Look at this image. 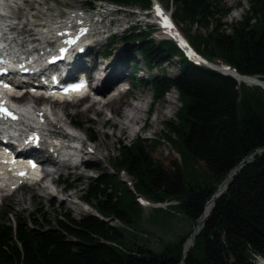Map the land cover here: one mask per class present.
Returning a JSON list of instances; mask_svg holds the SVG:
<instances>
[{
	"label": "trees",
	"instance_id": "obj_1",
	"mask_svg": "<svg viewBox=\"0 0 264 264\" xmlns=\"http://www.w3.org/2000/svg\"><path fill=\"white\" fill-rule=\"evenodd\" d=\"M107 1L148 11L151 0ZM172 16L192 45L209 59L218 58L240 74L264 80V0H246L242 18L220 20L227 11L217 0H166ZM93 6V5H92ZM146 9V10H145ZM197 25L205 34L191 33ZM149 30L134 27L119 38L131 44L152 69L178 54L174 74L153 73V97L173 88L181 102L163 134L152 143L137 136L118 145L114 174L99 172L82 191L94 212L73 217L62 212L54 221L37 213L25 217L0 214V264H180L185 242L217 188L241 160L264 148V89L188 60L175 43L156 42ZM102 57L112 53L104 49ZM112 55V54H111ZM133 56L131 75L137 74ZM108 60V59H107ZM133 61V63H132ZM93 129L87 136L95 139ZM179 154L169 164L152 156L161 139ZM203 168L198 169V164ZM125 172L132 187L119 178ZM153 203L147 216L137 196ZM174 200L176 203H174ZM172 202V203H171ZM39 211V209H37ZM40 212V211H39ZM168 231H164L165 227ZM253 253L259 255L254 259ZM264 261V152L255 154L232 177L187 250L184 264H262Z\"/></svg>",
	"mask_w": 264,
	"mask_h": 264
},
{
	"label": "rangeland",
	"instance_id": "obj_2",
	"mask_svg": "<svg viewBox=\"0 0 264 264\" xmlns=\"http://www.w3.org/2000/svg\"><path fill=\"white\" fill-rule=\"evenodd\" d=\"M41 2L42 6H36L34 3L29 4H20L21 9L14 6L15 8H12V15L14 17H21L20 24L18 28H16L17 33L19 34V37L21 39L26 40L29 38L37 39L39 38L38 31L35 30L31 24L34 23H42L44 19H47L48 17L56 18L60 16V19H62L63 15L66 14L69 10H80L81 8H84L87 6V0H38ZM166 0H158V2L165 7V9L168 12H172L174 5L168 2V4H165ZM218 3L221 6L227 7V11L222 16L220 22L224 23L223 27L226 29V32H231V28L229 27V24L239 21L242 18V15L247 8V2L246 0H217ZM26 6V7H25ZM239 6V7H238ZM25 7V9L23 8ZM80 8V9H79ZM36 9L35 11L30 10ZM110 10L116 9L115 12L109 13V16L107 17V22H105V25L109 26L108 19L111 20L112 26L110 29V32L114 31L116 32L114 36H112L109 39H106L102 44L95 47L94 43L92 45H89L88 48L83 50L82 54H78L74 60L76 59H87L89 56L93 57L92 63H89V65H92L93 63L96 65L98 62L101 64L100 68H104L113 61L114 58H117L116 65L117 67L120 65L122 69L123 79L128 80L131 89L127 94H123L122 97H120L119 100H116L113 104V106H118L119 109H123L126 107V105L129 104H136L142 106V110L139 111L137 114L140 115L141 119L137 122L132 124L131 128L132 131L129 137L124 136H118V133L115 131V135H111V128L109 127V123L104 124L103 126H98L96 124H93L91 122L85 121L81 115H75L73 118L75 121V125L78 127V132L81 137L86 136L84 132L81 131V128H90L93 129V134L96 136L95 140L93 142L88 143V146H94L98 144H102L105 148H101V151L103 155L106 157L103 158L101 161H90L87 163H83L80 165V170L82 172V175L84 176L81 180H74L73 177H66V173L68 170H72L73 168L68 169H62L61 171H54L52 168H50V173H52L53 181H51L50 178H47L46 182L48 186V190L50 193L45 192L44 197H41L39 195V191L36 190V185L34 186H22L16 189L12 192L14 189H9L8 192L6 191H0V214L4 211L10 212L9 217L10 220L13 221L15 216L17 217H25L27 218L26 221L29 225H33L30 221V214L32 212L37 213V219L40 222V219L46 218V220L54 221V219L61 214L62 212H68L73 217H79L82 213H89L94 212L93 209H91L90 206H86L82 200H81V194L82 191L86 188L88 182L92 177H96V175L103 171L109 174H114L113 166L115 163V159L118 157V145L119 143L129 144L131 143L137 136H141L146 140L148 144L152 143V139H157L159 135L163 134V130L165 128V122L170 121L174 118V114L177 111L178 107L180 106L181 102L178 98V93L175 89L171 88L168 91L164 93L163 96L160 98H154L153 97V88L152 84L149 82V78H151L153 73H167V74H174L179 70L178 59L174 58L172 55L169 59V61H164L161 66H155L152 69H149L143 62L142 56L138 53L137 50H135L131 44L126 45L120 41V36L124 33L129 32L131 28H135L137 31L139 29L142 30H149V37H152L156 42L159 40H162L160 38H157V36L163 37L166 35L162 34V31L159 30V28L154 25L148 23L149 21H154L151 12L149 11V14H147V11H143L140 9L139 6H134L131 8H124V7H109ZM236 9H240L241 13L237 15L236 17H231L230 13ZM146 10V9H145ZM146 12V13H145ZM145 13V14H144ZM33 16L32 18H30ZM65 19V18H64ZM17 20V19H16ZM176 22V20H175ZM177 26L179 27L180 31L184 34V37L189 40V37L187 34L182 30V27H185V24L176 22ZM32 29V30H30ZM191 33L199 32L201 34H205L206 30L204 28H200L197 25H193L189 27ZM32 31L31 35L27 36V31ZM160 32V33H159ZM159 34V35H158ZM161 34V35H160ZM27 36V37H26ZM36 37V38H35ZM190 41V40H189ZM41 42H37L36 44H40ZM191 43V42H190ZM192 45V43H191ZM193 46V45H192ZM104 49H111L112 55H110L108 60H100L101 58V52ZM197 54L201 55L208 61H217L218 64H226L225 62L219 60L218 58L209 59L205 54H203L200 50L196 49ZM133 56V61L136 64V69H142L141 71H138L137 74L132 76L131 74V63L123 62L122 59L125 58L127 55ZM177 56V55H176ZM78 60V61H80ZM171 60H174V62ZM180 60V57H179ZM132 61V63H133ZM87 62V61H86ZM72 65V64H71ZM94 65V66H95ZM146 68L148 70H146ZM89 72L93 70V68L87 67L86 68ZM108 84V83H105ZM124 87H126V83H123ZM249 85V84H248ZM252 86V85H249ZM170 95V96H169ZM173 97V112L170 113V115H166L165 113L161 115L159 118L156 119V114L160 112H164L166 110L167 105V98ZM109 98V97H108ZM106 99V98H105ZM104 99V100H105ZM25 100V98H24ZM89 103V101H85L83 103H79V106L76 107L74 104H71L67 106L72 112H74L76 109L81 110L86 107V105ZM119 104V105H118ZM35 105V104H34ZM45 108V107H44ZM48 108V106H46ZM150 108V110H148ZM107 116H111V112L109 110H106ZM116 119H119L117 116ZM80 123V124H79ZM108 126V127H107ZM142 126H145V129H141ZM65 126V128H67ZM152 156L155 159H158L159 161H162L164 164H169L170 160L173 159H179L180 156L177 153V151L169 144L166 140L163 138L160 140V143L157 145H154V148L152 150ZM99 157H101L99 155ZM68 162L71 163V165L79 164V158L78 156L72 157L71 160ZM203 168L202 164H198V169ZM84 169V170H83ZM73 171V170H72ZM119 178L124 181H130L129 176L126 173H120ZM79 181V182H78ZM51 182V183H50ZM67 185V186H66ZM13 193V194H12ZM69 193L71 196L69 197V200L66 204H64L63 201H61L62 198L66 196V194ZM5 196V197H3ZM18 196H21L24 198V202L20 203L18 202ZM140 198V197H139ZM142 199L146 200L147 204H141L144 215L147 216L150 212V209L152 208L154 204L150 200L141 197ZM61 201V202H60ZM174 203L176 201L174 200ZM23 204V205H22ZM39 209V211L37 210ZM169 226H166L164 231H168Z\"/></svg>",
	"mask_w": 264,
	"mask_h": 264
},
{
	"label": "bare ground",
	"instance_id": "obj_3",
	"mask_svg": "<svg viewBox=\"0 0 264 264\" xmlns=\"http://www.w3.org/2000/svg\"><path fill=\"white\" fill-rule=\"evenodd\" d=\"M31 2L34 3L36 6H42L41 2L38 0H0V37H3L4 38L3 41L6 42L5 43V51H7V53L12 54L13 57L21 56L23 54V52H25V50L29 47L34 48V50H37L36 47L34 46V44L37 42H41L40 44H42V42H43V41H39V40H45L47 38H50L53 34L61 31L62 29L59 27L65 25V24L70 27V28L66 27L65 29H71L73 25L80 23L81 18L84 16V14L81 16V12L78 13V12L73 11V12H69L68 15H70V16H68L66 19H60L59 17H56V18L55 17L54 18L48 17L47 19H44L42 23L31 24V26L35 30L38 31L39 38H37L36 40L31 39V41H29V39H27V38H26V40H24V39H21L19 37V34L17 33L18 31H16V28H18V26L20 24V21L18 22V20H21V17H18V18L14 17L12 15L11 11H12V8L14 6L21 9V7H20L21 3L22 4H25V3L29 4ZM111 6L115 7V8L119 7L115 4L107 2V1H94L92 8L88 12L90 14H93L94 19L98 23H100L101 12H105L109 15V13L116 11V9L110 10L109 7H111ZM25 7H23V8L25 9ZM35 10L36 9H33V10L31 9L30 11H35ZM147 12H148L147 14H149V11H147ZM240 13H241V10L236 9V10L232 11L230 13V15H231V17H236ZM32 17L33 16H31L30 18H32ZM61 21H64V22H61ZM84 21H86V19H84ZM67 22H69V23H67ZM106 22H107V20H106ZM108 22L110 23L109 25L112 26V22L110 19H108ZM71 23H72V25H71ZM13 25H15V27H12ZM106 26H108V25H106ZM111 26L109 27V30L106 31V34L112 33V32H110ZM71 33H72L71 30H68V32H66V34L64 36H62L60 39H64L66 37L68 38V36ZM80 39H82L81 43L83 45V50L88 48L89 45L86 44L85 40L91 41V38L87 37L86 34H83ZM67 41H68V46H67L68 53L69 54H75V47L73 46V43L70 40H67ZM78 41H79V39H78ZM92 43L90 45H92ZM52 46H53V44H50L47 47L52 48ZM41 47H39L38 50ZM2 49H3V47L0 45V50H2ZM43 50H45V47H43ZM82 53L83 52L78 53V54H82ZM78 54H76V56ZM99 57L101 58L100 60H107V59L103 58L102 56H99ZM78 60H80V59H76V60L72 61V65L70 64V66L68 67L69 72H72L74 70V68H76V69L80 68L79 72L86 74L89 77V79H91V81H93L92 82L94 85L93 89L101 97L106 96L105 91H106L107 86L113 87L117 83H119L120 81L124 80L123 74L121 72L122 71L121 66L119 65L117 67V65H116L117 58H114L113 61L110 62L105 67V69L100 68V69H102V72H101L102 76L98 82L94 81V77H93L94 72H92V71L89 72L86 69L87 67L94 69L97 66L94 63L92 65H89V63H92V61H94L93 57L89 56V58H87V59H82L80 61H78ZM42 61H43V59L40 60L39 64H42ZM82 65H83V67H82ZM177 66H178V64H177ZM227 68L228 67H226L225 69H227ZM229 69H231V68H229ZM222 72H225V70H222ZM97 73L99 74L100 72H97ZM223 74L227 75L226 73H223ZM53 75H55V76L58 75L57 70H51L49 72H44V73L40 74L38 76V78L44 77L45 79L48 80ZM237 79H238L237 80L238 82L248 83L249 85H256L254 82H252V81H254V78H247L249 80H245V78L238 77ZM105 83H108V84H105ZM258 86L264 88L263 87L264 82L262 85L258 84ZM169 96L167 98L166 110L164 112H160V113L156 114V119L159 118L164 113L168 116V115H170V113L173 112L174 100H173V97H169ZM120 97H122V95H119L118 97H109V98L105 97L106 99L102 103L98 102V101L91 100L86 105V107L84 109H81V110L76 109L74 112H72L67 107L70 105V103L68 105V103H66V102L49 101V100H44L42 98H36L33 96L27 97L25 99V101L27 102V104L31 105L32 109H36V113L39 117L47 119V122H49V123L51 120H55L52 123L53 128H51V129L41 128L40 129V131H41L40 134L42 135V137L47 136V135H63L64 133H66L65 126H67V125L71 126V125L76 124L75 121L73 120L75 118H73V117L75 115H81V117L85 121L96 124L99 127L103 126L104 124L109 123V127L112 130V132H111L112 136L115 135V131H116L118 133V136H124L127 138L131 134L130 131H132V128H131L132 124L137 123L141 119L140 115L137 113L142 110V106L139 105L138 103H136V104L132 103V104L126 105V107L123 109H119L118 106H113V104L116 100H119ZM43 104L49 106V109L51 111L50 114H47L48 109L42 108ZM72 104H74V103H72ZM74 105L76 107H78L79 103H75ZM31 108H24L23 110H20V111L13 109L12 110V116H14L15 118L9 119L7 121V124L15 125V126H18V128H20L22 126L19 125V123H25L24 127H27L29 122L31 120H33V112L31 110ZM105 109L109 110L112 115L107 116ZM116 116L119 119H116L115 118ZM80 128H81V131L87 135L88 127L83 128V126H82ZM29 130H32V128H29ZM25 138L28 139V137H25ZM38 143H39V147L35 146L27 152L28 156H30V157L34 156L35 159H37V161L40 164H44L45 166H51L52 165L54 167V169H53L54 171H61L62 169L73 168L72 169L73 171L72 170L67 171L66 177L67 178L73 177L74 180H76V181L84 178V176L82 175V172L80 170L81 164H83V163L85 164V163L90 162V161H101L103 158L106 157L105 155H103V153L101 151V148H105L102 144L94 145L91 147L86 145V149L83 153L84 157L82 158L81 163L71 165V163L68 161L58 160L52 154L49 147L44 145L41 141H38ZM99 155L101 157H99ZM235 171H236V169H234V171L230 172L227 179H229ZM18 173L19 172L15 168V166H13V165L7 163L6 161L0 159V175L2 177L3 183H5L7 186L16 185ZM47 178H50L51 181L54 182L53 177H52V173H50L49 170L47 172H45V175H44L45 180L44 179H43V181L41 180V182L35 186L36 190L40 192L39 195L41 197H44L45 192L50 193V191L48 190L49 185H47V183H44V181L46 182L48 180ZM227 179L224 180V182L218 187L217 191H220L225 187V185L227 183ZM70 196H71V194L67 193L66 196L61 199V201H63L64 204H66L68 202ZM3 197H5V196H3ZM18 202L23 203L24 198L21 196H18ZM167 203L168 202L162 203L161 206L164 207L167 205ZM212 204H213V201L210 200L205 205L201 217L197 220V223H196L195 227L193 228V232L191 233L190 237L188 238V240L184 244L183 249L185 252L193 245L194 238H195L196 234L199 232V230H201V227H202L205 219L207 218L209 212L211 211ZM180 264H182V263H180Z\"/></svg>",
	"mask_w": 264,
	"mask_h": 264
},
{
	"label": "water",
	"instance_id": "obj_4",
	"mask_svg": "<svg viewBox=\"0 0 264 264\" xmlns=\"http://www.w3.org/2000/svg\"><path fill=\"white\" fill-rule=\"evenodd\" d=\"M203 63H204L205 65H207L208 67L214 68V69H216V70H220V68H219L218 66H216V65H214V64H212V63H209V62H206V61H204ZM229 68H231V69H229ZM229 68H227V69L225 70V73H226L227 75H230V76L234 77L236 80H238V79H237L238 77L245 78V80H249V79H247V78H254V81H252V82H254L256 85H258V84H259V85H262L263 82H264L263 79L258 78L256 75H245V74H240V73L236 70L235 67H229ZM246 84H248V83H246ZM263 87H264V86H263ZM261 88H262V87H261ZM263 89H264V88H263ZM261 152H264V148H259V149H257L255 152H252V153H250L249 155H247L246 157H244V158L241 160V162L235 167L236 171L232 174V176H231L229 179H227L228 176H229V173L227 174V176H226L227 183H226L225 187H224L222 190H220V191H217V190H218V188H217L216 192L212 195V197H211V199H210V200L213 201L212 208H213V206H214V202H215V200H216L218 197H220L222 194H224V193L226 192L227 187H228V185L230 184V182H231V180H232V177L235 175V173H236L238 170H240V168H242V166L244 165L245 162L250 161V160L254 157L255 154H260ZM226 179H225V180H226ZM138 197H142V196H141V195H138ZM210 200H209V201H210ZM212 208H211V210H212ZM205 220H206V219H205ZM196 222H197V220H196ZM193 242H194V241H193ZM186 252H187V251H186ZM186 252L183 250V256H182V260H181V263H182V264H184V259H185V256H186Z\"/></svg>",
	"mask_w": 264,
	"mask_h": 264
},
{
	"label": "snow or ice",
	"instance_id": "obj_5",
	"mask_svg": "<svg viewBox=\"0 0 264 264\" xmlns=\"http://www.w3.org/2000/svg\"><path fill=\"white\" fill-rule=\"evenodd\" d=\"M157 13H158V15L160 14L158 9H157ZM165 26L166 27H170V25H168L166 21H165ZM5 87H8V86L5 85ZM83 87H84V85L80 84L76 90H79V88H83ZM0 114H3L4 116L10 117V118H13V119L15 118L14 116L11 115L10 112H8V110L6 108L3 107V105H0ZM21 175H24V174L21 173Z\"/></svg>",
	"mask_w": 264,
	"mask_h": 264
},
{
	"label": "built area",
	"instance_id": "obj_6",
	"mask_svg": "<svg viewBox=\"0 0 264 264\" xmlns=\"http://www.w3.org/2000/svg\"><path fill=\"white\" fill-rule=\"evenodd\" d=\"M170 202H168L167 204H169ZM165 207V206H164ZM253 256H254V259H259V255L258 254H255L253 253ZM262 264H264V261H262Z\"/></svg>",
	"mask_w": 264,
	"mask_h": 264
}]
</instances>
